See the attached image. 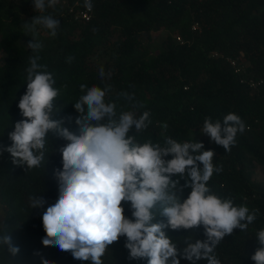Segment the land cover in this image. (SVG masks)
I'll return each instance as SVG.
<instances>
[{
	"label": "trees",
	"instance_id": "16d2710c",
	"mask_svg": "<svg viewBox=\"0 0 264 264\" xmlns=\"http://www.w3.org/2000/svg\"><path fill=\"white\" fill-rule=\"evenodd\" d=\"M74 1L83 4V0H59L41 13L35 11L34 0H0V150L12 145L9 134L24 119L18 104L27 89L30 57L35 55L27 47L34 38L25 34L24 24L34 16L52 15L60 20L57 35L52 37L49 30L37 26L36 39L44 45L38 62L47 65L59 90L53 119H65L63 126L79 135L76 119L81 113L74 105L84 94L80 85L102 89L110 85L105 102L116 104L114 119L125 111H133L137 118L144 111L150 113L146 129L130 130L135 142L151 140L161 147L167 138L202 142V151H214L213 164L222 168L208 182L211 192L231 198L236 206H247L250 212L258 210L248 229H235L214 254L221 264H255L251 256L259 247L256 234L264 229V84L254 89L247 80H264V0H96L87 22L68 12L70 7L82 9L73 6ZM193 23L200 31L191 30ZM161 33L164 36L158 40ZM69 56L74 57L71 63ZM226 58H238L244 70L236 72ZM228 113L238 114L246 124L230 152L201 131L205 118L222 121ZM100 123H107V117ZM67 143L50 132L44 160L35 168L14 164L8 151L0 152V201L6 205L0 213V237L10 235L11 244L19 248L12 255L7 244H0V264H43L44 260L91 264L58 246L43 244L47 234L42 217L59 198L55 173L63 170L60 149ZM186 180L180 178L177 188L170 189L182 201L191 192L184 186ZM35 199L45 203L32 207ZM122 207L133 218L131 203L122 202ZM152 211L153 223L166 221L159 203ZM165 232L181 250L188 240L206 239L203 226ZM125 244L126 237L121 236L109 245L101 257L103 264H148L144 258L130 259ZM180 264L191 262L181 258Z\"/></svg>",
	"mask_w": 264,
	"mask_h": 264
},
{
	"label": "clouds",
	"instance_id": "9594fccd",
	"mask_svg": "<svg viewBox=\"0 0 264 264\" xmlns=\"http://www.w3.org/2000/svg\"><path fill=\"white\" fill-rule=\"evenodd\" d=\"M95 1L83 0V4L74 1L73 6L82 9L73 11L70 7L69 10L73 11L70 13L75 16L88 8L90 18L80 19L87 22L93 15ZM58 2L34 0V9L43 13L46 7L54 8ZM37 26L49 30L55 37L60 20L52 15H39L24 24L25 34L31 33L34 38L27 47L35 54L30 57L27 89L18 104L24 119L16 122L14 131L9 134L12 145L0 152L8 151L14 164L35 168L44 160L50 132L69 142L60 149L63 170L57 169L55 173L59 198L47 207L42 217L47 234L43 244L70 251L77 260L103 264L101 257L107 247L125 236L130 259L144 258L148 264H180L181 258L191 264L200 260H206L207 264H221L214 254L216 247L235 229L247 230L256 220L258 210L250 212L247 206H236L231 198H221L211 192L210 178L214 172L222 171L213 164L214 151H202V142L180 143L172 138L165 140L164 147L151 140L143 144L135 142V137L129 135L130 130L133 126L137 132L146 129L151 123L150 113L144 111L137 118L133 111H125L118 120L114 119L116 104L105 102L110 85L104 89L80 85L84 94L74 105L81 113L76 119L80 134L64 127L65 119H53L59 90L54 87L56 81L47 71V65L38 62V53L44 45L36 39ZM177 42L183 44V41ZM73 59L69 56L67 62L71 63ZM99 75L101 78L105 76L103 68ZM123 95L128 96V93ZM106 117L107 123H100ZM164 127L167 128V124ZM245 130L242 118L236 113H228L222 121L205 118L201 131L230 152L238 133ZM168 156L172 158L164 159ZM173 176L179 178L173 180ZM185 177L184 186L191 188V192L182 201L170 189H176L180 178ZM122 202L131 203L133 218L125 215ZM44 203L42 199H35L32 207H42ZM158 203L162 208L160 215L166 217V221L153 223L152 210ZM5 207L0 201V213ZM200 226L204 228L206 239L188 240L182 250L165 232L168 228L191 230ZM256 239L259 247L251 259L255 264H264V229L257 232ZM0 244H7L12 255L19 252V248L11 244L10 235L0 237ZM43 264L49 262L44 260Z\"/></svg>",
	"mask_w": 264,
	"mask_h": 264
},
{
	"label": "built area",
	"instance_id": "2783aa9c",
	"mask_svg": "<svg viewBox=\"0 0 264 264\" xmlns=\"http://www.w3.org/2000/svg\"><path fill=\"white\" fill-rule=\"evenodd\" d=\"M69 12H73L72 9L69 10ZM90 12L91 10H89L88 8H86L84 11H81L78 14H75V20H79V19H83V20H88L90 18ZM192 30H199V26L198 24H193L192 25ZM178 41L182 42L181 39L177 38ZM213 56H217V53L213 52L212 54ZM226 62H228L230 64L231 67L234 68V70L236 72L239 71H243L244 67L240 66V63L238 62V58L233 59V58H226ZM241 83H244V80L241 79L240 80ZM263 80L262 79H250L247 81V83L249 84V86L251 88H257L259 86H261L263 84Z\"/></svg>",
	"mask_w": 264,
	"mask_h": 264
},
{
	"label": "rangeland",
	"instance_id": "374dc122",
	"mask_svg": "<svg viewBox=\"0 0 264 264\" xmlns=\"http://www.w3.org/2000/svg\"><path fill=\"white\" fill-rule=\"evenodd\" d=\"M162 36H164V33H161L160 36L157 37V39L160 40ZM257 175L261 176L260 173H257Z\"/></svg>",
	"mask_w": 264,
	"mask_h": 264
}]
</instances>
